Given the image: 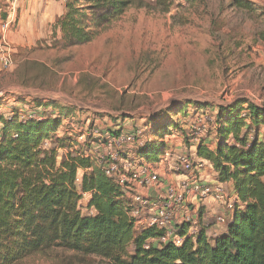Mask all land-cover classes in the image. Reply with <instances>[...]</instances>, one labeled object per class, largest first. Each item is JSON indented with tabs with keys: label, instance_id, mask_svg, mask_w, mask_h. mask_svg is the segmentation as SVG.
<instances>
[{
	"label": "trees",
	"instance_id": "trees-1",
	"mask_svg": "<svg viewBox=\"0 0 264 264\" xmlns=\"http://www.w3.org/2000/svg\"><path fill=\"white\" fill-rule=\"evenodd\" d=\"M63 2L64 14L52 31H59L66 47L91 43L107 23L132 6L167 14L174 5L172 0ZM230 7L252 11L254 5L232 0ZM235 104L216 108L214 147L211 150L200 141L195 154L211 165L219 183L233 185L234 210L224 232L215 237H208L203 227L189 235L191 221L176 226V234L184 238L180 246H154L151 240L160 231L134 229L133 193L107 177L90 154L100 144L93 139L95 132L119 137L123 131L90 128L79 135L61 134L64 117L73 112L51 102L37 103L43 114L53 109L54 115L48 117L32 119L17 110L9 117L0 115V264H18L53 248L96 256L109 264H264V131L259 136L264 107ZM244 104L247 113L241 116ZM188 106L196 113L210 109L203 103L174 104L146 123L152 138L141 146L126 147L135 150L122 153L121 160L160 163L169 149L166 136L181 133L184 124L173 121L172 115L183 112L185 117ZM80 137L83 143L78 142ZM60 151L65 153L58 163ZM78 171H82L79 184ZM85 195L90 197L86 204ZM81 202L87 214L82 213Z\"/></svg>",
	"mask_w": 264,
	"mask_h": 264
},
{
	"label": "rangeland",
	"instance_id": "rangeland-1",
	"mask_svg": "<svg viewBox=\"0 0 264 264\" xmlns=\"http://www.w3.org/2000/svg\"><path fill=\"white\" fill-rule=\"evenodd\" d=\"M172 1L174 5L167 14L128 8L83 46L66 47L61 34L50 30L34 47L11 51L12 66L0 72V115L9 117L17 110L24 115L48 117L53 109L43 114L44 108H38L37 103L51 102L73 112L64 117L61 134L79 135L90 128L101 132L139 128L147 141L152 138L146 126L149 120L176 103H203L210 109H203L207 120L199 142L212 143L216 134L211 130V118L218 106L250 102L264 107V7L245 11L231 8L232 0ZM188 107L187 121L180 120L183 112L172 115L173 121L184 124L181 133L167 142L169 149L161 158L164 167L156 169L161 179L162 174L182 173L174 170L178 157H186L196 165L197 142L187 129L196 112ZM246 113V106H242L241 116ZM263 131L264 127L259 132L261 138ZM253 135L254 131L250 137ZM106 138L97 132L93 136L100 141L101 149ZM190 146L194 149L189 150ZM134 150L125 148L122 153ZM64 153L59 152L58 163ZM200 165L199 175L204 170ZM222 187L221 201L206 199L187 204L182 215L194 224L195 233L203 227L208 237H215L217 227L225 228L217 224V218L230 220L223 203L224 199L232 200L236 192L233 185L232 192ZM163 196L150 200L159 202ZM80 205L82 213L87 214L83 202ZM177 218L174 226L181 223L182 218ZM18 264L109 263L96 256L53 248L32 254Z\"/></svg>",
	"mask_w": 264,
	"mask_h": 264
},
{
	"label": "built area",
	"instance_id": "built-area-1",
	"mask_svg": "<svg viewBox=\"0 0 264 264\" xmlns=\"http://www.w3.org/2000/svg\"><path fill=\"white\" fill-rule=\"evenodd\" d=\"M22 0H5V8L0 13V67L4 70L9 69L12 62V50L9 47L6 34L14 25L17 15L18 6ZM205 113L193 115V121L187 126L190 136L197 145L199 138L205 132ZM244 116V115H243ZM28 118L40 119L38 113L27 114ZM145 140L143 129L134 128L124 132L119 137L107 136L103 148L96 145L91 151V156L96 160L104 174L114 179L123 190L133 193L132 199L134 208L130 212V217L134 220V229L136 231L147 228H155L161 232V235L151 240L155 245H164L172 243L180 246L184 238L176 234V226L173 221L180 213L181 223L190 222L188 218H183L182 213L185 211L188 203L197 204L201 200L211 199L212 201L223 200V187L219 184L205 182L201 175L198 174L197 165H194L186 157L177 158L176 176H181L178 181L164 183L157 174L156 169L147 164H140L134 160H121V153L126 147L141 146ZM79 143L84 142V137L78 138ZM45 146H47L45 144ZM108 150L104 152L103 149ZM76 174V183H80L81 175ZM164 186V196L159 202H152L149 198L141 195L142 190L153 187ZM232 200L224 199L223 206L232 213L236 202V196ZM225 198V197H224ZM226 200V201H225ZM217 224L226 226V221L218 217ZM180 223V224H181ZM189 235H195L194 224L190 227Z\"/></svg>",
	"mask_w": 264,
	"mask_h": 264
},
{
	"label": "crops",
	"instance_id": "crops-1",
	"mask_svg": "<svg viewBox=\"0 0 264 264\" xmlns=\"http://www.w3.org/2000/svg\"><path fill=\"white\" fill-rule=\"evenodd\" d=\"M250 2L251 4L257 7H264V0H245ZM63 0H22L18 6L16 20L13 26L9 29V31L6 34V40L13 51V53H16L18 50L23 48H30L34 47L37 42L45 38L48 32L52 30V26L55 23V21L60 18L64 14V7H63ZM5 8V0H0V13ZM57 32V31H56ZM59 32V31H58ZM260 61V59L258 60ZM1 72V67H0ZM243 106H246L245 104ZM187 107L186 109H188ZM213 111V109H211ZM202 112H206L202 110L197 111L195 114H200ZM194 114V115H195ZM192 117V116H191ZM187 119H190V116H186L180 120L187 121ZM212 120V118H211ZM183 128V127H182ZM212 129V128H211ZM169 136V137H168ZM176 138V133L172 132L171 134H168L166 136L167 141L171 142L173 139ZM169 139V140H168ZM206 146L209 147V149H213L215 140H212V143L209 140L203 141ZM194 149L192 146H190L189 150ZM196 165L199 164L201 168H204V170H200V174L202 177H204V180L211 184H219L226 186L229 191L232 192V184L231 183H219L216 177V174L214 173L212 167L210 164L198 159L195 157ZM137 161H139L137 159ZM162 160L158 164H153V167L155 169L161 170L164 166L162 164ZM164 183H169L171 181L180 179L181 176L176 175H168L162 174ZM164 186H158L153 187L150 189H145L140 191L141 195L143 197L152 199L154 196L161 197L164 194ZM89 195H85V204L89 201ZM219 214L222 211H218V209H214ZM224 213L229 215L231 217V213L224 210ZM231 214V215H230ZM177 217L180 216V213L176 215ZM176 217V218H177ZM178 219V218H177ZM178 221V220H177ZM218 232L214 236H217L224 232L225 228H219L217 227ZM208 230L211 231L209 228ZM208 232V231H207ZM208 234V233H207ZM211 237V236H210ZM154 246H157L153 244Z\"/></svg>",
	"mask_w": 264,
	"mask_h": 264
}]
</instances>
